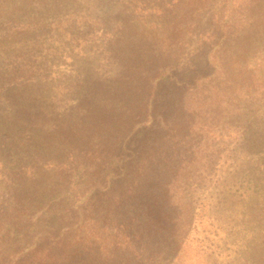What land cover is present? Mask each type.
<instances>
[{
    "label": "trees",
    "instance_id": "1",
    "mask_svg": "<svg viewBox=\"0 0 264 264\" xmlns=\"http://www.w3.org/2000/svg\"><path fill=\"white\" fill-rule=\"evenodd\" d=\"M218 1L94 0L67 20L47 23L39 10L36 22L13 26L10 36L25 40L6 41L0 52L12 58L0 73L11 102L76 104L41 135L25 120L32 132L23 148L13 125L0 121L11 159L0 168V264H180L188 243L195 259L206 253V241L189 233L197 234L200 213L212 219L220 209L230 217L229 200L243 211L234 217L247 222V205H255L250 187L223 191L213 214L214 207L191 202L216 156L192 150L201 143L195 121L205 112L189 108L190 100L212 86L234 101L236 78L249 66L239 58L264 41V0ZM35 2L58 0L0 6ZM212 53L223 58L219 68ZM252 126L243 134L254 144L261 137ZM238 255L240 264H264V257L253 260L264 250L245 247ZM210 257L206 264L220 256Z\"/></svg>",
    "mask_w": 264,
    "mask_h": 264
},
{
    "label": "rangeland",
    "instance_id": "2",
    "mask_svg": "<svg viewBox=\"0 0 264 264\" xmlns=\"http://www.w3.org/2000/svg\"><path fill=\"white\" fill-rule=\"evenodd\" d=\"M79 1V3L76 2L79 6H66L65 0H58L57 6H38L36 2L33 6H0V52L4 50L6 41H15L18 46H23L25 36L13 38L9 33L16 24L36 22L33 17L38 16L37 11L40 10V14L43 13L45 22L53 23L67 20V16L74 13L75 10L82 9L83 6H91L94 3V0ZM242 1L247 3L250 0ZM47 8L54 9V13L47 15ZM11 59L5 56L0 57V73L5 72ZM210 61L213 66L219 68L223 58L220 55L213 56L212 53ZM68 63L69 61L66 60L59 66L61 73L68 72ZM244 63H248L249 66L243 67L246 73L242 77L236 78L233 91L237 97L234 98V101L226 103L227 99L222 97L224 95L220 90H214L212 86L204 88V92L198 100L197 98L196 100L194 98L192 102L190 100L193 105L189 108L201 105L202 111L205 112L201 120L195 121V128L199 132L196 137H201V143L199 139L196 140L197 142H193L192 150L202 155L213 154L216 156L210 174L207 175L206 181L203 183L204 186L195 191L191 202L204 204L205 210L214 207L213 214L217 210V200L215 199L222 196L223 191L234 193L247 186V188L250 187L252 193L253 200L251 202H254L256 206L247 205L248 220L245 224H243L245 218L234 217V214L243 212L241 205L230 203L229 200L225 205L231 208L235 207L230 217L222 213L220 209L217 217L214 216L215 213L213 214V220L210 219L211 216L206 211L200 213L202 218L198 216L193 225L198 226L197 234L194 235L191 231L189 233L191 237L206 241L203 249L206 253L203 259H195V246L188 243L189 248L183 250L180 264H206L208 255L211 256L210 258L215 255L220 256L217 264H240L238 254L245 247H250L259 255L264 250V41L252 44L247 57L239 58V64L243 65ZM73 65L75 68L76 64ZM11 89V85L3 77H0V121H8L13 125V129L17 132L16 136L22 139V144L19 145L18 141L17 147L20 146V148H23L24 142L28 140L32 132V128H28L29 122L34 125L37 134L41 135L51 128L52 124H60L63 117L61 114L76 104L75 99H61L50 104L29 105L24 103L21 106H15L11 102L12 99L8 97ZM227 94L228 89L225 96ZM25 120L29 122L26 123ZM250 125H253L252 128L257 126L261 137L254 144L249 143L247 135L243 134L244 127ZM0 135H2L1 130ZM203 137L207 140L208 146L202 144ZM2 143L10 142L0 140V155L5 156L4 160L0 158L2 159L0 168L4 167L2 164L6 163V160L11 162V159L8 158L9 151H5L7 147L2 146ZM253 170H259V175L254 178L248 176V173ZM250 178L253 179L250 181ZM256 178L259 181H256ZM257 200H260V203H257ZM263 257L256 255L253 260L255 262L263 260Z\"/></svg>",
    "mask_w": 264,
    "mask_h": 264
}]
</instances>
